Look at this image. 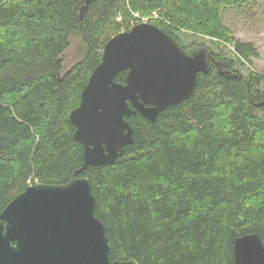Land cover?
<instances>
[{
    "label": "trees",
    "instance_id": "trees-1",
    "mask_svg": "<svg viewBox=\"0 0 264 264\" xmlns=\"http://www.w3.org/2000/svg\"><path fill=\"white\" fill-rule=\"evenodd\" d=\"M264 0H0V212L29 184L64 183L83 163L69 113L106 41L141 16L210 70L191 96L151 121L126 116L133 142L112 163L89 165L110 258L138 264H235L236 237L264 241V74L238 66L257 56L235 38L225 11ZM233 46L214 48L180 34ZM87 50L61 73L70 36ZM127 70L115 80L125 82ZM129 105L131 103L128 101Z\"/></svg>",
    "mask_w": 264,
    "mask_h": 264
},
{
    "label": "water",
    "instance_id": "water-1",
    "mask_svg": "<svg viewBox=\"0 0 264 264\" xmlns=\"http://www.w3.org/2000/svg\"><path fill=\"white\" fill-rule=\"evenodd\" d=\"M124 70L125 82H117ZM209 70L204 47L189 54L151 22L111 36L79 105L69 113L74 138L83 145V163L67 182L29 184L3 208L0 264H138L135 258H110L90 178L79 174L89 165L112 163L133 142L126 116L139 112L154 121L168 105L188 99L198 73ZM233 257L235 264H264V241L256 233L236 237Z\"/></svg>",
    "mask_w": 264,
    "mask_h": 264
},
{
    "label": "rangeland",
    "instance_id": "rangeland-1",
    "mask_svg": "<svg viewBox=\"0 0 264 264\" xmlns=\"http://www.w3.org/2000/svg\"><path fill=\"white\" fill-rule=\"evenodd\" d=\"M223 15L224 23L231 28L236 39L251 42L257 48L258 55L251 58L250 65H245V67L238 66V68L244 73L249 69H255L264 74V4L260 1H255L248 5L247 10L233 9L230 12L227 10ZM145 17H149L148 22L156 19L153 17L150 18V15H148L141 16L138 20L141 22V18ZM180 37L186 39L184 41L185 43L193 39L198 41L204 40V42L214 48H224L225 52L229 55H231L229 52L233 50V46L218 43L216 40L210 39L207 36L185 34L184 32L180 34ZM86 50L87 47L82 37L78 33L71 34L70 45L63 53L61 73L80 61L84 57Z\"/></svg>",
    "mask_w": 264,
    "mask_h": 264
},
{
    "label": "built area",
    "instance_id": "built-area-1",
    "mask_svg": "<svg viewBox=\"0 0 264 264\" xmlns=\"http://www.w3.org/2000/svg\"><path fill=\"white\" fill-rule=\"evenodd\" d=\"M153 17V18H157L158 17V14L156 11H152L151 14H150V18ZM149 19V17H145V18H141V22H148L147 20ZM140 22V20L136 21L135 23H138ZM134 23V24H135Z\"/></svg>",
    "mask_w": 264,
    "mask_h": 264
},
{
    "label": "flooded vegetation",
    "instance_id": "flooded-vegetation-1",
    "mask_svg": "<svg viewBox=\"0 0 264 264\" xmlns=\"http://www.w3.org/2000/svg\"><path fill=\"white\" fill-rule=\"evenodd\" d=\"M193 51H194V50H192L191 52H189V54L192 53Z\"/></svg>",
    "mask_w": 264,
    "mask_h": 264
},
{
    "label": "clouds",
    "instance_id": "clouds-1",
    "mask_svg": "<svg viewBox=\"0 0 264 264\" xmlns=\"http://www.w3.org/2000/svg\"><path fill=\"white\" fill-rule=\"evenodd\" d=\"M139 23V22H138ZM136 24V23H135Z\"/></svg>",
    "mask_w": 264,
    "mask_h": 264
}]
</instances>
